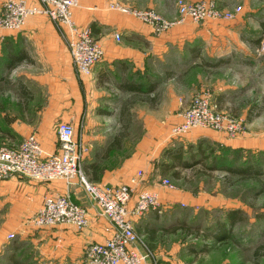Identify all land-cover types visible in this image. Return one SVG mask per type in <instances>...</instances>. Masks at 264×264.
I'll list each match as a JSON object with an SVG mask.
<instances>
[{
  "label": "crops",
  "instance_id": "obj_1",
  "mask_svg": "<svg viewBox=\"0 0 264 264\" xmlns=\"http://www.w3.org/2000/svg\"><path fill=\"white\" fill-rule=\"evenodd\" d=\"M172 1L78 0L73 22L89 28L103 50L102 60L89 76L75 73L65 36L48 17H28L19 31L0 29V57H5V46L23 54L14 68L3 69V74L9 73V79L15 76L24 90L23 95L7 98L21 107L16 113L0 102V126L9 130V141H18L9 144L5 140L7 146L20 144L33 133L46 154L54 153L55 124L68 122L75 128V138L87 149L80 165L91 182L119 185L140 170L143 178L137 190L157 192L163 205L177 201L175 193L165 192L166 188L156 184V174L148 180L146 175V170L158 171L157 163L165 149L162 143L170 140L169 128L179 122L182 105L178 96L171 95L170 100L169 94L161 91L160 83H169L176 75L167 73L166 77L158 66L168 70L174 59L185 56L195 60L199 52H195L194 42L206 40L208 26L179 16ZM242 1L243 10L252 9L249 0ZM110 5L152 9L171 24L156 32L146 21ZM196 75L199 81L205 79L202 73ZM63 193L86 208L89 220L84 229L65 224L35 227L28 221L45 196ZM98 212L76 184L67 187L62 181L41 182L18 176L1 180L0 257L6 252V236L12 233L25 243H18L13 250L30 248L36 253L33 264H80L85 244L103 242L111 235L110 224ZM146 224L141 232L148 237L152 231ZM146 264L151 263L148 260Z\"/></svg>",
  "mask_w": 264,
  "mask_h": 264
},
{
  "label": "rangeland",
  "instance_id": "obj_2",
  "mask_svg": "<svg viewBox=\"0 0 264 264\" xmlns=\"http://www.w3.org/2000/svg\"><path fill=\"white\" fill-rule=\"evenodd\" d=\"M6 1L0 3V18ZM212 1L219 10L234 11L233 18L196 23L208 26L206 40L194 42L197 58L174 59L168 70L159 65L164 76L176 75L173 81L160 83L161 91L169 94L165 97L170 100L171 95L180 98L178 115L187 110L197 94L206 93L211 99V111L233 120L237 129L230 133L195 128L173 137L171 129L180 120L170 126V140L163 142L162 147L181 146L189 166L166 173L160 167L156 172L146 170L147 180L156 174V184L162 186V180H167L172 189L165 192L177 196V201L167 203L154 215H149L154 212L149 211L133 220L140 238L137 246L142 249L145 262L149 260L151 264H264V0H249L250 10H243L242 0ZM26 2L37 4V0ZM235 9L240 11L236 13ZM36 16L45 15H33ZM0 29L7 30L2 26ZM2 59L1 56L0 64L4 65ZM198 73L204 74L205 79L197 80ZM8 77L9 82L0 85V102L16 113L19 107L7 98L15 96L17 78ZM136 126L140 135L142 127L139 123ZM5 140L9 141L8 137L0 139V148L7 146ZM17 142L10 139L9 144ZM161 161L166 160L160 157ZM230 212H238L241 217L232 226L226 219ZM218 222L225 223L231 236L220 242L204 238L207 232H215ZM145 223L152 231L148 237L141 232ZM6 241L0 264H11L13 257L20 264H33L36 253L30 248L13 250L18 243H24L19 236L6 237Z\"/></svg>",
  "mask_w": 264,
  "mask_h": 264
},
{
  "label": "built area",
  "instance_id": "obj_3",
  "mask_svg": "<svg viewBox=\"0 0 264 264\" xmlns=\"http://www.w3.org/2000/svg\"><path fill=\"white\" fill-rule=\"evenodd\" d=\"M78 0H37L28 4L25 0H7L3 4L4 15L0 26L7 30H21L25 20L33 15H45L65 36L71 65L79 76H89L93 67L103 58V50L87 27L76 26L72 10ZM174 7L179 16L192 22L207 20H230L234 11L219 10L212 0L187 3L175 0ZM146 21L154 31L168 28L171 21L164 20L152 9L134 10L110 5ZM240 9H235L239 12ZM119 36L115 35V39ZM263 50V47H261ZM208 94H197L187 110L180 116V122L172 127L171 135L181 137L195 128H212L233 133L237 123L222 113L211 111ZM213 110V109H212ZM214 111V110H213ZM57 149L46 154L35 134L23 138L20 144L0 148V181L18 176L41 182L62 181L67 187L79 186L99 211V216L110 224L112 232L103 242L85 244L80 264H146L145 256L138 250L139 236L134 229V218L149 211L159 212L164 206L159 194L148 189H139L143 174L137 171L129 181L119 185H100L91 182L81 168V160L86 152L85 145L75 138V128L68 122H57L54 127ZM162 186L172 189L167 180ZM89 215L83 206L69 198L68 193L45 196L40 209L28 221L35 227L71 225L77 230L84 229ZM7 239H12L9 233Z\"/></svg>",
  "mask_w": 264,
  "mask_h": 264
},
{
  "label": "trees",
  "instance_id": "obj_4",
  "mask_svg": "<svg viewBox=\"0 0 264 264\" xmlns=\"http://www.w3.org/2000/svg\"><path fill=\"white\" fill-rule=\"evenodd\" d=\"M9 45V44H8ZM7 51L5 54V57L2 59V61L4 62V65L0 64V85L2 83H7L9 82L7 78V75L2 73L1 70V65H2V69H6V70H10L12 68L15 67L16 63H18L19 60L22 59L23 54L17 53L15 51H13L11 49L10 46H5ZM18 82H15L16 86V94L17 95H23L24 94V90L22 88V86H18L17 84ZM3 91V88L0 87V95ZM19 108L21 109V107L19 106ZM251 117L248 118V120H250ZM0 139H4L7 137H12V135H10L9 130L4 129L3 127L0 126ZM119 140L117 138H115L114 143H116L118 145ZM162 158H165L166 161H161L157 163V167H160L161 171L166 173L169 171H173L174 168L177 167H188L189 166V161L188 159L185 157V151L182 149L181 146H178L176 148H167L164 149L162 152ZM193 157V155H191L189 157V159ZM237 173H239V170L236 171ZM174 174V173H173ZM175 175V174H174ZM226 219L228 220V225L232 226L235 222H238L241 217L240 214L238 212H230L227 213ZM225 224V223H224ZM224 224H220L218 222V224L215 226V232L212 233H206V235H204L203 237L206 239H210L213 240L214 242H220L223 241L227 238H229L232 234V232L227 229ZM11 260V258H10ZM11 264H20L17 261H13L11 260Z\"/></svg>",
  "mask_w": 264,
  "mask_h": 264
}]
</instances>
